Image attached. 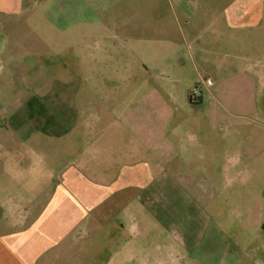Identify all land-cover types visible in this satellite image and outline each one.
<instances>
[{
  "label": "crops",
  "instance_id": "obj_1",
  "mask_svg": "<svg viewBox=\"0 0 264 264\" xmlns=\"http://www.w3.org/2000/svg\"><path fill=\"white\" fill-rule=\"evenodd\" d=\"M20 1L0 0V264H214L216 193L264 202V0H50L79 71L63 63L74 97L35 128L17 121ZM245 213L264 230V207Z\"/></svg>",
  "mask_w": 264,
  "mask_h": 264
},
{
  "label": "rangeland",
  "instance_id": "obj_2",
  "mask_svg": "<svg viewBox=\"0 0 264 264\" xmlns=\"http://www.w3.org/2000/svg\"><path fill=\"white\" fill-rule=\"evenodd\" d=\"M221 1L223 3L231 2V0ZM116 3L120 8L126 6V2ZM117 4L115 8H118ZM134 4L136 8L142 7L141 2H134ZM73 6L78 9V3L75 2ZM63 8L62 1L23 0L17 5V18H12L7 23L8 32L9 25L11 27L18 26L17 38L23 44V50L18 56L21 65L19 66L17 85L19 87L18 91L22 94V99L26 100L27 106L24 107L17 121L23 124L32 122L34 128L39 123L37 116L40 117V114L37 111L40 106L45 107L47 101H50L49 103L53 107L69 105L74 97L75 82L66 78L65 70L62 67L63 63H66L68 67L70 66L72 72L77 73L79 66L73 60L64 62L58 56L60 47L65 40L63 32L67 30L65 28L69 24L62 17ZM75 20L78 23V18L72 22ZM6 35V39L10 42L15 39L16 33L11 32ZM30 48L36 50L33 58ZM46 66L50 67L47 71H51L49 72L51 74L56 72L55 75H46ZM37 68L39 69L38 72H42L43 68L44 71L39 74L40 79L37 84L35 82L36 85H32L30 77L33 73H36ZM103 83L109 84L108 81ZM195 85L196 83L190 93ZM12 88L13 86L9 81H0V90L6 94L2 100L0 99V105L7 110L10 109L11 101H13L11 97ZM200 88L201 92L202 87ZM48 92H53V97L50 94V98H46ZM261 173L262 175L258 177V180L264 181V173ZM252 195L256 198L249 200L246 198L245 193L240 194L238 190L231 188L227 194L217 192L215 201L206 207L212 214V220L216 224V230L220 234L225 247V252L214 258V264H264V230L256 229L252 225H240L238 223L239 217L245 218L247 216L245 208L255 209L256 207L258 209L264 207V202L260 201L258 195ZM214 211L215 213H213Z\"/></svg>",
  "mask_w": 264,
  "mask_h": 264
},
{
  "label": "built area",
  "instance_id": "obj_3",
  "mask_svg": "<svg viewBox=\"0 0 264 264\" xmlns=\"http://www.w3.org/2000/svg\"><path fill=\"white\" fill-rule=\"evenodd\" d=\"M208 82L205 81V80H202V81H198L195 85V87L193 88L192 92L190 93V99L191 100H195L197 99L201 92H200V87H203L204 84H207Z\"/></svg>",
  "mask_w": 264,
  "mask_h": 264
}]
</instances>
